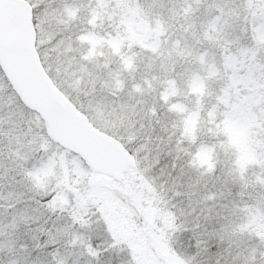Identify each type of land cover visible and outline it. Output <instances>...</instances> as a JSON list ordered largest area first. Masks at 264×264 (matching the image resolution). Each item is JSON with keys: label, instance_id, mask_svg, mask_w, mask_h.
Masks as SVG:
<instances>
[{"label": "snow or ice", "instance_id": "6c2138e0", "mask_svg": "<svg viewBox=\"0 0 264 264\" xmlns=\"http://www.w3.org/2000/svg\"><path fill=\"white\" fill-rule=\"evenodd\" d=\"M0 264H264V0H0Z\"/></svg>", "mask_w": 264, "mask_h": 264}, {"label": "trees", "instance_id": "16d2710c", "mask_svg": "<svg viewBox=\"0 0 264 264\" xmlns=\"http://www.w3.org/2000/svg\"><path fill=\"white\" fill-rule=\"evenodd\" d=\"M146 2H150V0H146ZM4 101H7V98H6V97L4 98ZM4 101H3V102H4Z\"/></svg>", "mask_w": 264, "mask_h": 264}, {"label": "rangeland", "instance_id": "374dc122", "mask_svg": "<svg viewBox=\"0 0 264 264\" xmlns=\"http://www.w3.org/2000/svg\"><path fill=\"white\" fill-rule=\"evenodd\" d=\"M4 102H6V101H4Z\"/></svg>", "mask_w": 264, "mask_h": 264}]
</instances>
